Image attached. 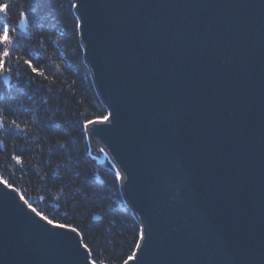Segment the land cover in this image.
<instances>
[{
	"label": "water",
	"instance_id": "1",
	"mask_svg": "<svg viewBox=\"0 0 264 264\" xmlns=\"http://www.w3.org/2000/svg\"><path fill=\"white\" fill-rule=\"evenodd\" d=\"M80 3L112 113L94 146L128 170L123 201L149 229L139 264H264V0ZM13 189L0 184V264H84Z\"/></svg>",
	"mask_w": 264,
	"mask_h": 264
},
{
	"label": "trees",
	"instance_id": "2",
	"mask_svg": "<svg viewBox=\"0 0 264 264\" xmlns=\"http://www.w3.org/2000/svg\"><path fill=\"white\" fill-rule=\"evenodd\" d=\"M58 3L18 0L8 16L0 15V24L16 26L19 11L28 12L26 29L12 33L20 38L16 56L32 59L48 77L30 81L22 62L12 64L7 83L0 77V107L8 109L5 124L17 119L30 128L26 134L14 128L0 132V179L20 189L19 196L43 215L82 228L97 264H122L132 254L139 225L114 181L112 164L93 155L82 131L84 120L107 113L83 61L73 9L58 8ZM21 144L24 148H17ZM14 155L22 156L23 163Z\"/></svg>",
	"mask_w": 264,
	"mask_h": 264
},
{
	"label": "snow or ice",
	"instance_id": "3",
	"mask_svg": "<svg viewBox=\"0 0 264 264\" xmlns=\"http://www.w3.org/2000/svg\"><path fill=\"white\" fill-rule=\"evenodd\" d=\"M18 0H7V2H0V15L8 16L10 10L15 6V3ZM58 8L67 7L70 12L71 9H76L78 12L83 9L85 6L80 3V0H70V2L66 5L64 0H59L57 4ZM28 23V12L25 10L19 11V24L13 26L10 23L0 24V77H3L5 80L10 79V75L14 69L12 64H22L26 66L25 71L30 70V75L28 79L31 81L35 78V76L46 77L44 71L40 70L36 64H34L32 59L23 58L21 56H16V52L20 45L19 35H13L12 33L16 30V28L26 29V25ZM74 29L79 30V34L81 36L84 35V29L86 26V16L81 13L79 20L73 21ZM43 38V37H41ZM59 39V38H58ZM43 48V45H40ZM38 63V62H37ZM7 112L8 109L4 107H0V132H4L9 128H14L18 134H26L30 132V128L27 124L21 126V123H18L17 119H12L7 125L5 124V120H7ZM112 113L107 115H103L101 117L84 120L82 123V131L86 134V139H90L92 135L98 133L100 129L96 128V125H106L107 127H111ZM89 126H93L89 128ZM105 127V128H107ZM2 143V141H0ZM58 143H60L58 141ZM61 146H63L61 144ZM17 148L23 149L24 145H17ZM103 151V149H101ZM13 159L18 163H23L22 156L14 155ZM114 170V181L120 183L121 187H124L129 182L130 176L128 170L122 164L120 166L113 165ZM0 184H3L6 188H12V185L7 181L0 179ZM14 192H19L20 189H13ZM20 200L23 201V204L27 206V208L34 213L37 217L40 218L41 221L46 222V226H49L51 229H65V234L68 238L72 239L74 234V238L77 244V251L80 252L84 256V264H97V260L93 258L94 246L91 245V238L84 233L82 228L74 227L69 224L57 223L53 219L49 218L47 215H43L40 211L34 207L29 200L25 199L23 195L20 196ZM46 229L45 224H42ZM149 229L143 226L138 227V231L136 233V243L133 245L132 256H127L122 260V264H130V261L133 259L136 260L137 264H139V252L142 249L144 243L148 239Z\"/></svg>",
	"mask_w": 264,
	"mask_h": 264
},
{
	"label": "rangeland",
	"instance_id": "4",
	"mask_svg": "<svg viewBox=\"0 0 264 264\" xmlns=\"http://www.w3.org/2000/svg\"><path fill=\"white\" fill-rule=\"evenodd\" d=\"M106 110V109H105ZM107 113V111H106ZM107 115V114H106ZM88 143H89V150L93 153V155L98 159V160H102L103 158H106L108 161V157L106 154V151L103 149V151H101V147L99 146L101 143L99 142L98 138L97 141L98 143L94 146V141H93V136H92V140L91 142L87 139ZM110 162V161H109ZM111 163V162H110ZM113 166V165H112ZM120 188V187H119ZM121 192V191H120ZM122 196V195H121ZM132 256V254L130 255Z\"/></svg>",
	"mask_w": 264,
	"mask_h": 264
},
{
	"label": "bare ground",
	"instance_id": "5",
	"mask_svg": "<svg viewBox=\"0 0 264 264\" xmlns=\"http://www.w3.org/2000/svg\"><path fill=\"white\" fill-rule=\"evenodd\" d=\"M100 146V145H99ZM101 147V146H100ZM101 149H103L102 147H101Z\"/></svg>",
	"mask_w": 264,
	"mask_h": 264
}]
</instances>
